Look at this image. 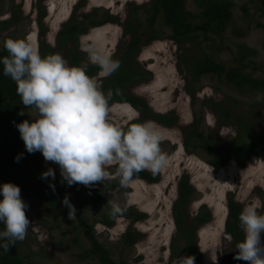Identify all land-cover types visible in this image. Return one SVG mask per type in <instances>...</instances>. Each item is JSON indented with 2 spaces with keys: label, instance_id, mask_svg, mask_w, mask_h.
<instances>
[{
  "label": "rangeland",
  "instance_id": "374dc122",
  "mask_svg": "<svg viewBox=\"0 0 264 264\" xmlns=\"http://www.w3.org/2000/svg\"><path fill=\"white\" fill-rule=\"evenodd\" d=\"M98 1L0 0V21L11 18L12 6L20 10L18 22L6 29L1 25L0 47L10 38L29 40L38 51L41 40L53 47L61 24L71 15L80 19L81 13L96 9L98 16L108 11L109 14L118 15L119 19L88 27L86 33L78 35L77 48L86 54L88 64H91L89 57L93 54H110L116 59L128 40L122 34V21L132 4L144 5V8L136 9L142 24L140 35L144 43V37L150 34L146 22L149 12L145 8L150 7L152 0ZM231 1L232 18L222 38L215 35L203 38L199 34L198 37L177 43L170 37L171 30L158 15L155 28L159 36L142 44L135 56L138 66L151 75L149 80L139 82L126 91L141 97L153 113L176 116V121L169 126L145 117L141 121L152 122L165 137L160 148L167 154L169 164L158 173V181L131 179L127 186L110 190L104 194L101 202L92 204L85 201L82 195L77 196L74 189H70L67 196L76 209V216L71 220L63 213L66 206L52 208L37 197H21L28 205L25 215L31 223L25 239L19 241L18 246L19 252L27 256L26 264H100L96 259H82L78 256V253L89 247L86 237L88 231L93 233L117 262L124 260L126 264H169L171 244L176 232L171 206L182 175L188 177L194 188V198L186 206L189 218L197 213L202 204L206 205L211 214L210 220L198 225L196 230L195 247L201 256L196 264H213L210 259L211 250L200 249L211 244L218 248L216 264H247L243 260L234 259L237 250L232 248V238L226 234L224 222L229 194L243 208L257 198L264 202V92L236 90L231 84L210 73L194 77L186 66V59L190 57L197 60L212 57L227 66L236 65V51L244 44L256 52L244 59L248 63L244 71L254 77L264 76V0ZM81 2L84 4L79 5ZM185 6L192 12L199 10L195 0H185ZM63 7L67 10L65 14L62 12ZM40 13L43 16L38 21ZM44 28L46 31L41 33ZM238 30L243 34L238 35ZM68 46L67 44L60 53L66 62L65 50ZM99 72L92 77L100 84L102 77ZM188 82L189 87L194 90L193 94L186 89ZM206 99H211L215 104H225V107L231 109L232 116L243 115L251 124L256 134L249 141L254 152L245 157L242 163L231 155L226 164L216 169L208 163L203 151L189 153L185 150L183 137L195 115L201 121L200 131L217 144L227 146L236 136L237 123L231 120L221 122L220 112L202 104ZM27 115L30 120L36 118V109H28ZM139 116L138 110L127 102L109 104V120L115 125L125 126L128 117L134 120ZM49 168L53 170L54 178L42 179L41 173ZM108 171L113 177L118 168L113 166ZM108 180L110 179L105 181ZM35 182L66 183L59 166L45 161L43 155L40 164L35 167ZM81 186L83 189L88 187L83 184ZM80 194H83L82 190ZM110 203H116L121 208L132 207L145 214V217L132 221L128 215L118 214L114 217V223L107 226L100 221L101 211L108 210ZM259 211L264 214V209ZM80 214L84 219L83 223L86 222V230L91 226L87 232L79 227L77 218ZM128 230L139 236L135 243L125 246L122 236ZM261 242L264 243L262 233ZM175 244L181 246L182 242L175 241ZM174 264H186L185 255H177Z\"/></svg>",
  "mask_w": 264,
  "mask_h": 264
},
{
  "label": "trees",
  "instance_id": "16d2710c",
  "mask_svg": "<svg viewBox=\"0 0 264 264\" xmlns=\"http://www.w3.org/2000/svg\"><path fill=\"white\" fill-rule=\"evenodd\" d=\"M199 10L192 12L185 6V0H152L149 8H145L149 15L146 17L147 25L149 26L150 34L144 37L145 41L142 43L140 35V28L142 26L139 20L136 9L143 6L132 4V8L128 10L125 15L122 26V34L128 37L124 49L118 55L116 60H119V68L107 77L101 78L100 87L106 94L110 91L111 102H127L136 108L140 114L137 119L128 122L141 123L143 118L154 119L156 122L169 126L176 121L174 114H159L153 113L148 107L147 103L141 98L128 93L127 88L150 78V72L140 68L135 60L141 45L147 44L151 40L159 36L155 28L157 16L160 15L162 22L170 30V37L177 43L198 37L202 34L203 38H212L218 36L222 38L223 33L228 27L231 15V0H195ZM81 2L79 5H83ZM13 13L11 18L1 20L0 27L8 28L12 24L18 22L20 10L18 7L12 6ZM43 13L39 14L38 21H41ZM80 19L71 15L67 21L61 24L55 37V45L51 47L45 40L39 42V53L41 56L48 54H59L63 51L64 47L69 46L65 50V56L69 65H78L85 67L89 76H94L100 71L99 67L93 63H86L87 57L77 48L78 35L84 34L88 27L100 26L107 22L118 21L119 16L109 14L108 11L101 16H98L96 9L89 13H81ZM46 29H41V33ZM238 35H242L241 30L237 31ZM0 47V57L6 56L7 51ZM256 52L249 49L246 45L242 44L236 51V65L227 66L224 62L216 60L212 57H205L203 60H197L193 57L186 59L188 70L194 75L199 77L202 74H212L217 76L220 80H224L231 84L239 91H262L264 92V76L254 77L244 71V67L248 63L244 59L253 55ZM188 93L193 94L192 87L186 88ZM194 101V98L192 99ZM206 105L221 113V122H236L237 133L234 139L227 145L221 146L210 138L204 136L200 131V123L198 116L195 115L193 121L189 125L188 131L183 137V146L189 153L201 150L207 156L208 163L214 168L218 169L226 164L227 159L232 155L243 162L245 157L253 153L250 140L256 134L248 120L243 115H231V109L225 107V104L212 103L211 99L202 101ZM28 109L34 107H25L20 97L16 93V84L10 77L3 74V66L0 65V184L10 182L17 185L20 189L21 197H37L45 205L52 208H59L65 206L62 201L70 189H74L77 196H83L84 200L89 204L98 203L102 201L104 194L114 188H121L118 175L108 181L96 182L87 189H83L81 184L74 183L69 186L67 183L56 184L47 182H35V167L40 164L42 153L35 151L29 153L26 151L24 142L20 137L17 124L24 120H30L27 115ZM127 126V125H125ZM247 140V141H246ZM225 153H228L225 155ZM140 178L148 182H156L159 179V174L153 175L150 171L144 170L134 173L131 179ZM130 179V180H131ZM186 175L180 176L177 183V195L172 202L171 212L174 219L176 228L175 237L171 244V256L169 264H174L177 255L184 254L187 262V257L194 259L196 264L201 256L196 243V230L198 225L203 224L210 220L211 214L205 204L200 205L197 213L189 218L187 204L194 198V188L188 181ZM51 185V186H50ZM81 190L83 194H80ZM68 197V196H67ZM120 214L128 215L132 221H137L145 217V214L136 211L132 207L123 208ZM243 209L242 205L233 199L229 194L227 196V214L224 222V230L226 234L232 238V248L236 249L239 242L244 239V232L242 230L239 215ZM108 210L101 211V222L107 226L114 223L116 215H109ZM63 213L68 215V208L63 209ZM118 215V214H117ZM79 227L82 230L91 229V226L86 230L83 223V217L78 216ZM3 225L0 224V229ZM264 232H262V236ZM138 234L128 230L122 236L124 245H132L138 238ZM89 241V247L78 253L82 259H96L100 264H126L124 260L119 262L115 261L110 255L104 245L99 242L91 231L86 235ZM175 241H181L182 245L177 246ZM19 241L15 244H10L8 252L0 249V264H26L27 256L21 254L18 250ZM237 250V249H236ZM93 264V263H88Z\"/></svg>",
  "mask_w": 264,
  "mask_h": 264
},
{
  "label": "clouds",
  "instance_id": "9594fccd",
  "mask_svg": "<svg viewBox=\"0 0 264 264\" xmlns=\"http://www.w3.org/2000/svg\"><path fill=\"white\" fill-rule=\"evenodd\" d=\"M3 47L7 51L0 57L3 74L15 82L21 103L34 107L37 113L36 118L16 125L25 149L29 153L39 151L45 161L57 164L69 186L79 183L90 187L115 178L108 171L113 166L118 168L120 184L127 186L134 173L147 170L155 175L168 166L169 158L160 148L165 138L161 131L152 122L129 125L132 117L125 121L127 126L111 123V92L102 91L85 67L69 65L59 54L41 56L34 43L26 39L10 38ZM89 60L99 67L100 77L119 68V60L110 54H93ZM48 177L54 178L51 168L41 173L42 179ZM62 203L68 208V218H75L76 209L67 196ZM27 207L17 185L0 184V249L5 252L27 235L31 224L25 215ZM261 209L264 202L257 198L241 210L239 221L245 235L236 246L234 259L264 264ZM123 211L118 204L110 203L109 215ZM200 249L211 250L210 259L216 264V245ZM186 264H194V259L187 257Z\"/></svg>",
  "mask_w": 264,
  "mask_h": 264
},
{
  "label": "bare ground",
  "instance_id": "6f19581e",
  "mask_svg": "<svg viewBox=\"0 0 264 264\" xmlns=\"http://www.w3.org/2000/svg\"><path fill=\"white\" fill-rule=\"evenodd\" d=\"M97 1H98V0H97ZM101 1H102V0H101ZM98 2H99V1H98ZM108 2H109V1H108ZM63 11H64V14H65L67 10H65V8L63 7L62 12H63ZM59 17H60V16H59ZM104 29H105V28H104ZM104 29H101V30H104ZM101 30H100V31H101ZM164 86H165V85H164Z\"/></svg>",
  "mask_w": 264,
  "mask_h": 264
},
{
  "label": "flooded vegetation",
  "instance_id": "af4514ba",
  "mask_svg": "<svg viewBox=\"0 0 264 264\" xmlns=\"http://www.w3.org/2000/svg\"><path fill=\"white\" fill-rule=\"evenodd\" d=\"M139 113V112H138ZM140 115V114H139ZM117 176V173L113 176V177H116ZM176 195H177V191H176Z\"/></svg>",
  "mask_w": 264,
  "mask_h": 264
}]
</instances>
